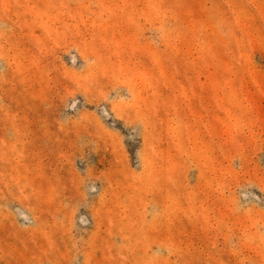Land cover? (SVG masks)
I'll return each mask as SVG.
<instances>
[{"label":"rangeland","instance_id":"rangeland-1","mask_svg":"<svg viewBox=\"0 0 264 264\" xmlns=\"http://www.w3.org/2000/svg\"><path fill=\"white\" fill-rule=\"evenodd\" d=\"M0 264H264V0H0Z\"/></svg>","mask_w":264,"mask_h":264}]
</instances>
